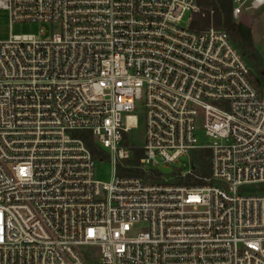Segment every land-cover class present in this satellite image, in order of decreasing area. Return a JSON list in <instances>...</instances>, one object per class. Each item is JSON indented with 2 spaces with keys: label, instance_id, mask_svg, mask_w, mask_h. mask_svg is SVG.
Listing matches in <instances>:
<instances>
[{
  "label": "built area",
  "instance_id": "1",
  "mask_svg": "<svg viewBox=\"0 0 264 264\" xmlns=\"http://www.w3.org/2000/svg\"><path fill=\"white\" fill-rule=\"evenodd\" d=\"M232 3L238 19L264 0ZM0 8L51 27L0 40V264H264V94L225 30L191 27L197 0ZM140 105L142 147L128 135ZM88 137L109 154V181ZM137 149L145 175L189 156L173 173L202 183L119 175ZM204 151L209 175L194 173Z\"/></svg>",
  "mask_w": 264,
  "mask_h": 264
},
{
  "label": "trees",
  "instance_id": "2",
  "mask_svg": "<svg viewBox=\"0 0 264 264\" xmlns=\"http://www.w3.org/2000/svg\"><path fill=\"white\" fill-rule=\"evenodd\" d=\"M200 11L194 15L191 27L196 30L206 29L210 26L225 30L231 41L240 50L242 55L247 60L251 73L253 69H258L261 75V83L264 87V68L263 59L254 46L252 30L249 26L242 22L235 20L232 14L233 3L232 0H197ZM264 94V93H263ZM86 143L90 148L93 157H104L106 154L98 148L92 138L88 137ZM142 151L137 149L134 151L133 157L128 160L129 168H118V174L124 176H143L147 181L164 182L162 173L159 171H152L150 174L145 175L141 170L133 167L138 162ZM194 173L209 175V159L208 155L204 152H197L193 157ZM174 183L177 184H200L202 181L194 180L192 175L182 177L180 174L172 173Z\"/></svg>",
  "mask_w": 264,
  "mask_h": 264
},
{
  "label": "rangeland",
  "instance_id": "3",
  "mask_svg": "<svg viewBox=\"0 0 264 264\" xmlns=\"http://www.w3.org/2000/svg\"><path fill=\"white\" fill-rule=\"evenodd\" d=\"M235 20L238 22H242L251 28L253 43L263 59L262 67L264 68V4L256 9L251 8L248 10H244L242 15ZM184 24H187V17L184 21ZM43 27H45L46 29V37H49L51 34V27L49 24L40 22H13L12 24H10L8 10L0 8V40L8 39L11 33H34L40 35L41 29ZM251 77L253 83L259 89V91L261 93H264V87L260 80L261 75L259 70L253 69ZM137 113L139 115V126L137 129H133L128 134L129 142L133 146L142 147L145 140V118L142 105L139 106ZM198 123V126L201 128L203 119L201 118ZM197 134L201 142H208V138L205 136L203 130H199ZM204 153L209 155L208 151H204ZM105 154L106 155L104 157H97L95 159L94 174L97 179L109 181L113 175V167L110 163L109 154ZM125 164H128V161L118 162V168L122 167ZM191 167L192 164L190 157L185 156L180 158L177 163L170 165L169 167L161 166L160 171L162 174H172L173 170L177 168L184 173L188 171ZM170 182L174 183V179H170ZM82 250H86L87 253H89L90 256L95 259H97L100 255L99 249L97 247L82 248Z\"/></svg>",
  "mask_w": 264,
  "mask_h": 264
},
{
  "label": "crops",
  "instance_id": "4",
  "mask_svg": "<svg viewBox=\"0 0 264 264\" xmlns=\"http://www.w3.org/2000/svg\"><path fill=\"white\" fill-rule=\"evenodd\" d=\"M234 17V16H233Z\"/></svg>",
  "mask_w": 264,
  "mask_h": 264
}]
</instances>
